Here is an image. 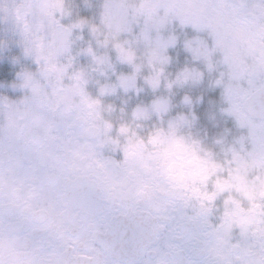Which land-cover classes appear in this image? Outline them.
<instances>
[{
  "label": "snow or ice",
  "instance_id": "1",
  "mask_svg": "<svg viewBox=\"0 0 264 264\" xmlns=\"http://www.w3.org/2000/svg\"><path fill=\"white\" fill-rule=\"evenodd\" d=\"M207 7L208 22L179 18L211 30L213 51L229 68L228 111L249 135L226 149L222 162L207 153L191 174L171 160L170 149L184 144L176 129L188 121L179 116L165 124L168 97L130 114L121 108L114 122L104 116L113 106L86 90L96 74L115 77L95 79L100 96L117 89L139 94L133 46L141 44L148 64L160 65L143 81L159 88L165 50L175 43L159 36L170 14L178 15L170 0H105L108 35L131 36L114 48L90 26L98 48H111L132 67L128 75L117 73L108 51L91 46L77 53L91 57L88 68L74 66L72 30L87 22L63 26L64 0H11L10 9H0L40 65L38 75L23 74L32 96L23 107L5 102L0 117V264H264V0H212ZM186 47L196 59L212 54L200 40ZM200 76L185 68L174 79L165 76V87ZM153 116L158 124L131 131L129 121L135 126ZM117 152L122 158L111 155Z\"/></svg>",
  "mask_w": 264,
  "mask_h": 264
},
{
  "label": "rangeland",
  "instance_id": "2",
  "mask_svg": "<svg viewBox=\"0 0 264 264\" xmlns=\"http://www.w3.org/2000/svg\"><path fill=\"white\" fill-rule=\"evenodd\" d=\"M136 2V0H133ZM174 5V11L177 13V18L171 16L164 26L159 31V36L162 39H168L169 37H175V43L169 45L165 50V54L169 57V63L165 65L164 73L161 74V83L158 89L153 90L149 86L145 85L143 77L153 75V69H159L160 65L153 63L148 64L147 58L143 52V45L133 46L134 63L139 65V76L137 80L138 86L142 88V91L137 94L134 91L125 93L122 89H117L115 94L118 98H136L138 105H149L156 97L164 96L170 100L169 112L164 117L165 124L167 120L179 116H186L191 113L194 109V113L200 110L203 99H205V79L206 76V65L207 60L204 58L196 59L192 51L186 47L188 41H203L209 50L213 46V39L209 37V32H205L202 28H197L192 23L182 24L180 16H183V12L175 8V2L170 0ZM105 0H64V6L68 9V14L64 16H58L60 23L67 27L68 25L74 24L79 20H84L87 23L82 28H74L70 39L74 41L71 47L72 55L74 56V66L77 68L87 69L91 64V57L87 54L80 53L81 48L88 46L93 47L94 50H98L103 53L108 51L109 55L115 64L117 73H123L125 75L131 74L133 71L132 67L126 63H121L116 60L115 51L111 48L104 49L98 48L96 40L93 37L90 26L95 25L101 33V39L107 38L109 44L114 48L115 44L122 42V39H131V36L122 34L121 40H114L108 35L107 29L102 25V13L104 10ZM4 7L11 8V0H0V9ZM164 10L161 9L159 14L163 15ZM184 17V16H183ZM186 18V17H185ZM189 19V18H188ZM191 20V19H189ZM139 26L134 27V33H139ZM154 39L157 36L155 30L150 34ZM63 59V58H62ZM40 65L36 61L34 53H30L26 50V44L20 30L12 22L10 15L5 18V13L0 11V104L1 101L15 104L23 107L24 101L32 96L31 87L24 86V73L31 72L34 75H38ZM196 69L201 73L198 81H187L184 84L173 85L172 89L169 90L165 87V76L168 79H174L176 74L183 69ZM94 75V79H90L88 84L96 83L95 79H99L101 83L114 82L115 77L111 78V81H106L102 76ZM3 82H6L4 84ZM11 90V91H9ZM185 97H188V101H185ZM2 109V106H1ZM2 111V110H1ZM0 111V117L2 112ZM187 119V117H186ZM149 123H145L146 128L153 127L158 124L155 116L149 120ZM147 122V120H146ZM161 131H167V128L159 129ZM183 125L176 129L177 137L183 133Z\"/></svg>",
  "mask_w": 264,
  "mask_h": 264
},
{
  "label": "flooded vegetation",
  "instance_id": "3",
  "mask_svg": "<svg viewBox=\"0 0 264 264\" xmlns=\"http://www.w3.org/2000/svg\"><path fill=\"white\" fill-rule=\"evenodd\" d=\"M175 2V8L183 12V16L187 19H198L208 22L210 11L207 7L212 0H172ZM205 32H209L210 39H213V46L210 47L212 52L206 65V97L200 110L184 116L187 117V123L183 124L184 131L181 136L187 144L183 146H174L170 149L171 160L178 170L194 173L200 166L201 159L207 153L211 154V158L217 163L225 159V150L230 147H239L238 141L241 137L247 138L249 130L247 127H241L235 115L228 109L230 104L225 98V85L228 82L229 68L224 62L223 53L215 48L214 37L211 30L207 27L202 28ZM211 64V66H209ZM223 73V75H221ZM1 81L4 79L0 78ZM217 81H221L217 83ZM6 84V82H3ZM86 90L93 98H98L104 105L111 104L113 112H104L105 118H110L114 122H118L121 117L120 109L123 108L125 113L130 114L137 104L136 98L127 99L118 98V95H99V85L90 83L86 85ZM11 91V90H9ZM7 103V100H6ZM2 106V109H1ZM5 102L1 101L0 111L3 115ZM150 121H136L135 126L129 121L131 131L135 132L136 128L147 129L145 123ZM148 128H151L148 127ZM155 130V129H154ZM161 131V130H160ZM165 132V131H164ZM115 135V133H113ZM193 142H196L195 144ZM248 143L247 140L245 141ZM190 145V146H189ZM250 146V145H249ZM109 154V153H106ZM116 159L122 158L119 152L111 154Z\"/></svg>",
  "mask_w": 264,
  "mask_h": 264
},
{
  "label": "clouds",
  "instance_id": "4",
  "mask_svg": "<svg viewBox=\"0 0 264 264\" xmlns=\"http://www.w3.org/2000/svg\"><path fill=\"white\" fill-rule=\"evenodd\" d=\"M222 74H223V73H221V75H222ZM184 143L187 144V141H184ZM189 146H190V145H189Z\"/></svg>",
  "mask_w": 264,
  "mask_h": 264
}]
</instances>
